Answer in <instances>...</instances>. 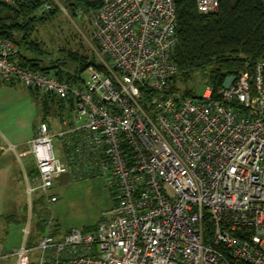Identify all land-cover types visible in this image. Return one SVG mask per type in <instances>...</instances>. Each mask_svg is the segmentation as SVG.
Segmentation results:
<instances>
[{
	"label": "built area",
	"instance_id": "obj_1",
	"mask_svg": "<svg viewBox=\"0 0 264 264\" xmlns=\"http://www.w3.org/2000/svg\"><path fill=\"white\" fill-rule=\"evenodd\" d=\"M40 1L38 13L57 2ZM218 6L196 0L201 13ZM88 13L102 66L60 79L20 67L14 44L0 38V83L19 82L70 106L60 131L41 121L29 141L37 170L29 192L56 202L59 176H100L113 203L93 230L55 235L49 220L32 247L24 243L28 224L23 244L0 248V259L27 264L36 249V264H264V62L253 74L238 72L229 88L205 85L183 97L171 91L174 0H103Z\"/></svg>",
	"mask_w": 264,
	"mask_h": 264
},
{
	"label": "trees",
	"instance_id": "obj_2",
	"mask_svg": "<svg viewBox=\"0 0 264 264\" xmlns=\"http://www.w3.org/2000/svg\"><path fill=\"white\" fill-rule=\"evenodd\" d=\"M64 1L72 11H75L78 8L97 9L102 5L103 0ZM218 1L217 11L205 14L197 10L196 0H174L177 32V43L171 55L177 66V74L171 82L174 92H180L179 83L185 85L198 75L202 78L200 89L210 85L216 90L222 86L226 75L240 71L253 74L256 63L264 62V0ZM41 3L42 1L37 0L18 6L0 4V38L8 39L14 44L16 48L11 58L20 67L48 72L51 69L43 68L35 58L41 55L39 44L30 39L33 22L40 18H37L35 12ZM29 53L32 56H29ZM68 58L74 63L75 71L79 72L93 64L87 61L88 57L78 52H71ZM56 67L58 66H54L55 70L52 71L60 79H73V72ZM29 89L40 101L43 110L47 108L48 100L53 96L37 89ZM181 96H197L194 86L185 89ZM52 100L65 102L55 97ZM34 202L46 203L42 194L38 195ZM42 213V210L34 209V214L37 216V233L30 241V246H35V242H38L47 231L48 220ZM96 224L84 228L83 231L95 229ZM203 228L207 240L212 229L210 222L205 221ZM49 231L51 234H60L58 225Z\"/></svg>",
	"mask_w": 264,
	"mask_h": 264
},
{
	"label": "rangeland",
	"instance_id": "obj_3",
	"mask_svg": "<svg viewBox=\"0 0 264 264\" xmlns=\"http://www.w3.org/2000/svg\"><path fill=\"white\" fill-rule=\"evenodd\" d=\"M67 4L64 0H57V2H52L49 11L44 13L35 12L37 18H40L33 22L30 39L40 46L41 55L39 58H35L38 59L43 68L55 70L54 66H58L56 69L60 67L64 71H71L74 74L73 78H76V75L83 69L80 72L75 71L74 63L68 58V54L71 52H78L80 55L88 57L87 61L95 65L102 66V63L99 58L97 43L92 39L94 26L90 13L82 8L72 11ZM80 9H82V13L79 12ZM33 15L34 13L31 14V16ZM28 55L32 56L31 53ZM201 83L202 78L198 75L185 85L179 83L180 92L172 91V85L171 91L182 95L185 89L194 86L197 95L202 90V88L200 89ZM41 97L40 99H42ZM52 98L48 100V106L43 110L39 100L32 97L35 107H37L36 122L42 118L50 125L53 133H56L61 130L62 120L68 115L70 106L66 102H55ZM53 143L55 144V153L59 156L58 147L56 146L58 144L57 140L54 139ZM24 160L27 169L31 170L29 172L30 183L35 184L36 164L34 158L30 155L25 157ZM54 190L58 192L59 197L56 202L35 204L34 200L40 195L39 191L37 195L33 194L32 197H28L27 215L30 223V234L24 242L28 247H32L29 243L37 233V216L34 214V209L37 211L42 210L43 216L48 221L53 220L55 225L59 226L60 234H64L73 227L83 230L88 226H93L100 220L102 212L113 203L110 190L100 176L70 175L64 184L56 182ZM25 199L24 196L16 198L11 205L12 212L5 213V215L15 214V220L6 225L5 223L0 224V236L1 234L3 236L0 248L5 251H12L23 244L24 232L21 231V225ZM31 217L32 224L30 222ZM4 225L5 228L3 229ZM36 244L37 241L35 246ZM38 255L39 251L36 249L28 253L32 261L31 264H36ZM14 263L15 256L13 255L0 259V264Z\"/></svg>",
	"mask_w": 264,
	"mask_h": 264
},
{
	"label": "crops",
	"instance_id": "obj_4",
	"mask_svg": "<svg viewBox=\"0 0 264 264\" xmlns=\"http://www.w3.org/2000/svg\"><path fill=\"white\" fill-rule=\"evenodd\" d=\"M32 97L35 98L31 90L19 82L0 83V224L5 223L6 225L15 220V214L5 215V213L12 212L11 205L15 199L24 196L26 202L21 225L23 232L30 224L27 215L28 197L33 194L37 195L39 191L29 192L28 190L29 186L35 187L37 182L34 180L35 184L30 183L29 172L31 170L27 169L24 160L25 157L31 155L29 141L36 134L38 125L42 121L40 118L36 122L37 107ZM66 181L67 179L60 183L64 184ZM39 192L40 195H44L41 191ZM31 220L32 217L30 222ZM2 238L1 234L0 245ZM25 260L27 264L32 262L28 255Z\"/></svg>",
	"mask_w": 264,
	"mask_h": 264
},
{
	"label": "water",
	"instance_id": "obj_5",
	"mask_svg": "<svg viewBox=\"0 0 264 264\" xmlns=\"http://www.w3.org/2000/svg\"><path fill=\"white\" fill-rule=\"evenodd\" d=\"M236 74L237 73H233V74H228L225 76L224 81L222 83V87L223 88H229L231 86V84L233 83V81L236 79ZM61 182H64L67 179V175H61L58 178Z\"/></svg>",
	"mask_w": 264,
	"mask_h": 264
}]
</instances>
